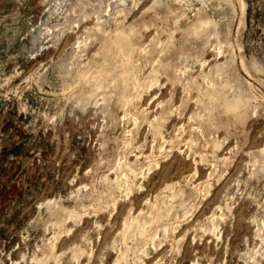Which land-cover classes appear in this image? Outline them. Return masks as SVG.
Segmentation results:
<instances>
[{"label":"rangeland","instance_id":"obj_1","mask_svg":"<svg viewBox=\"0 0 264 264\" xmlns=\"http://www.w3.org/2000/svg\"><path fill=\"white\" fill-rule=\"evenodd\" d=\"M0 264H264V0H0Z\"/></svg>","mask_w":264,"mask_h":264}]
</instances>
